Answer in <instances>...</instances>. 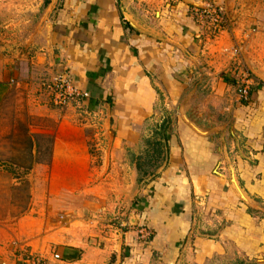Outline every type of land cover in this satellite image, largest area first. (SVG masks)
Instances as JSON below:
<instances>
[{
  "label": "crops",
  "instance_id": "1",
  "mask_svg": "<svg viewBox=\"0 0 264 264\" xmlns=\"http://www.w3.org/2000/svg\"><path fill=\"white\" fill-rule=\"evenodd\" d=\"M58 1L61 4V0ZM58 1L46 2L61 19L57 11ZM221 1H224L229 31H223L216 39L209 40L212 44H208V50L206 44L201 50L194 39L200 35L199 27L187 11L190 4L199 3L200 0L177 2L168 16L162 15L159 19L148 17L149 11L143 8L142 0H65L64 7L69 9V13L62 14V17L67 15L70 22L64 21L65 26L71 32L79 31L81 36L76 39L72 35L62 38L65 42L60 40L59 58L65 59L64 66L73 74V86L77 84L76 87L87 90L94 104L103 105L111 100L110 90L105 83L110 74H114L113 89L117 94L115 112L123 117L119 121L140 122L148 109L152 110V105L154 112L157 92L155 88L152 91L145 82L139 59L144 67L149 64L151 68L157 64L162 68L164 65L155 58L163 57L169 62L170 70L175 69V64L180 60L184 64L197 62L196 66H199L201 55L211 54L216 61L221 58L219 54L224 49L235 47L240 42H246L248 47L253 38L248 41L246 38H250L252 33L249 32L253 31H244L243 35L244 27L259 23L258 31L263 28V1L245 2L244 5L232 2L231 6L227 0ZM149 4H152V0ZM150 9L152 11V7ZM123 20L128 23L127 27H123ZM158 20L162 24L160 27ZM62 27L59 26L57 32ZM259 33L263 34L261 39H264V32ZM159 36L163 41L171 39V43L178 45L177 50H173V44L166 43V54L153 50V43L157 42ZM70 45L77 46L74 48ZM207 56L204 58L211 57ZM263 60L260 54H251L248 60V65L262 80L254 87L248 104H242L227 86L229 83L221 74L223 69H209L199 78L193 74L198 76L204 68H190L185 74L186 82L195 83L193 88L208 85L206 100L209 102L206 106H214L215 114L211 116L209 111L200 112L198 115L202 118L195 123H185L186 128L177 130V137L167 133L162 170L159 175L149 179L138 199V224L146 227L123 231L118 235L120 242L124 240L128 244L123 258L110 260V239L105 236H102L103 247L98 242H89L88 237L93 238L90 234H99L94 223L86 233L87 238L78 234L73 236L76 233L72 224L67 226L66 217L47 221L39 215L22 216L10 225L9 242L27 241L31 251H34L33 244H39V250L44 245L54 247L61 264H179L181 251L187 256L183 264H232L238 259H260L258 256H264V70L260 67ZM0 64V82H4L9 74L4 70L6 62L0 60ZM21 70L23 85L29 81V76L24 77L28 69ZM131 73L138 77V80L134 79L138 84L132 78L129 80ZM166 73L169 76L173 74L168 69ZM117 74H121L118 82L115 80ZM168 80L169 83H178L172 77ZM206 120H211L213 128L205 126ZM126 135L133 136L128 132ZM79 143L71 141L62 148L54 146L51 168L53 175L60 178V188L77 191L79 185H87L104 169L107 171L105 179L114 181L117 178L119 183H124L119 195L109 192L110 207L136 194V168L125 162L124 147H99L103 161L95 165L94 156ZM230 157L238 159L236 175L229 172L224 177L216 174L215 166ZM120 172L125 177L120 178ZM89 174L90 177L87 176ZM149 189L152 195H149ZM249 208L254 210L250 212ZM144 229L150 233L147 236L149 240L139 234ZM36 235L37 241L33 240ZM0 264L14 262H9L7 257L1 258Z\"/></svg>",
  "mask_w": 264,
  "mask_h": 264
},
{
  "label": "rangeland",
  "instance_id": "2",
  "mask_svg": "<svg viewBox=\"0 0 264 264\" xmlns=\"http://www.w3.org/2000/svg\"><path fill=\"white\" fill-rule=\"evenodd\" d=\"M46 1L0 0V60L6 62L4 70L6 69L9 74L4 82H0V238H2L0 240V249H2L0 250V259L8 257V261H13L14 264H61L55 258L56 249L54 247L44 245L45 247L42 246L44 248L39 250V244H33L34 251H31L27 241L11 240L9 242L10 225L20 217L29 214L39 215L46 218L47 221H51L55 217L59 219L66 217L67 226L72 224V229L76 233L73 236L78 234L83 238L88 237L86 233H89L90 227L94 223L99 234H90L93 238L88 237L89 242H98L100 247H103L102 236H105L110 239V260L118 257L123 258L128 244H125L124 240L120 242L118 235L123 231H136L137 228L146 227L138 224L140 223L138 218L140 208L138 209L137 205L149 179L161 172V164L165 161L160 156L157 162H153L151 157L154 150L153 139L161 141L162 152L167 144V141L165 143L163 139H159L158 135V133L161 134L163 121L168 120L167 133L177 137V130L182 127L186 128L185 123L188 124V121L195 123L198 118H202L198 115L200 112L209 111L211 116L215 114L214 106H206L209 102L206 100L208 85H201L198 89L193 88L195 83L186 82L185 74L189 72L190 68L195 70L204 68L198 76L193 74L199 78L209 72V69H223L221 74L229 83L227 86H230L233 94L242 104H248L252 99L253 90L250 89L247 101L241 100L237 90L236 77L248 71L254 87H257L262 81L252 70L253 68L248 65V60L251 59V54L253 56L260 54L264 57V39H261L263 34L259 33L264 32V24L259 31V23L244 27L243 35L250 30L253 31L249 32L252 33L250 38H246V41L253 38V41H249L248 47L246 42H240L235 47L222 50V53L219 54L221 58L216 61L211 54L201 55V58L198 59L200 60L198 61L199 66H196L197 62L184 64L180 60V63L175 64V69L170 70L169 62L163 57L155 58L157 62L164 65L162 68L158 64L151 68L148 67L149 64L144 67V63L139 59L145 82L152 91L155 88L157 100L154 112L152 105V110L148 109L142 116V121L124 123L123 120L119 121V119H123L119 112H115L114 105L117 94L113 89L115 86L114 74L106 77L105 84L110 90L111 100L105 101L103 105L91 102L87 90L83 91L76 87L77 84L73 86V74L69 68L64 66L65 59L59 58L61 52L59 43L60 40L65 42L62 38L67 35H72V38L75 39L81 35L79 31L71 32L65 26L66 22L64 21L70 23L67 15L62 17V14L69 13V9L64 7L65 0H61V4L57 0L59 3L57 11L60 12L61 19H59V14L54 13L56 10L50 6L51 0H48V2L50 1L49 5ZM180 1L182 0H152V4H149L150 0H142L141 3L143 8L149 11L148 17L159 19L162 15L168 16V12ZM257 1L264 2V0H227V3L229 2L230 5L232 2H239L244 5L245 2ZM223 2L221 0H200L199 3H192L188 6L187 11L190 17L199 27L200 35L195 36L194 39L200 49L206 44V50H208V44H212L209 40L216 39L223 31H229ZM150 7H152L153 13ZM213 7L220 9L224 17L223 23L217 22L215 15L208 11ZM56 19L62 22L59 24ZM146 20L149 21V19ZM161 25L158 20V27ZM59 26L63 27L59 29L60 32H57ZM165 43L173 44V50H177L176 43H171V39L163 41L160 36L157 42L153 43V50L166 54ZM70 46L76 48L77 45ZM246 47L247 49H245ZM137 55L135 52V56ZM207 55L211 57L204 58L208 57ZM179 58L182 59V56L179 55ZM260 67L264 70V63ZM21 69H28L24 77H27V74L29 76V81L23 85L24 78L21 77L23 76L20 73ZM167 69L173 74L169 76L166 73ZM0 70L2 71V69ZM15 75L16 78H14ZM120 76L121 74L115 75V80ZM129 77V80L138 78L132 73ZM170 77L177 79L178 83H174L175 85L169 83ZM137 80H134L135 84H138ZM63 83L64 88L68 84V88L70 90H73V87L76 88L77 93L74 98L60 103L56 89ZM125 83L127 84V82ZM123 87L127 89V87ZM205 126L213 128L214 124L211 120H206ZM127 132L132 133L133 136H124ZM31 137L39 146L36 153L38 161L33 163L31 169H27L29 157H27L26 140ZM71 141L75 143L80 141L79 144L85 146L87 152L92 157L94 156L95 165L101 164L103 161L102 152L98 150L99 147H124L125 162L129 163L132 168H136V163L140 164V171L135 169L136 194L132 195L130 199H126L125 202H115L114 206L110 207L109 192L119 195L124 189V183H119L117 178L114 181L105 179L107 171L104 169L98 172V179L94 177L89 183L87 182V185H79L77 191L70 192L60 188V178L53 175L51 168L53 149L55 145L57 148H62L66 146V142L70 144ZM233 153L235 152L231 154ZM234 157L220 161L225 169V176L227 172L236 175L235 165H237L238 159ZM88 172L87 170L86 174ZM126 174L129 172L126 171ZM80 175L83 176L81 172ZM87 176L90 177V174ZM122 176L124 174L120 172L119 177ZM124 192L127 194V191ZM151 193V189H149V195H152ZM248 210L252 212L254 209L249 208ZM59 221L62 223V220ZM139 234H142L145 239L150 235L145 229ZM36 238L37 235L33 240ZM147 240L149 239L147 238ZM258 257L260 259H238L232 264H264V261L261 260V258L264 260V256ZM186 258V253L181 251L179 264H183Z\"/></svg>",
  "mask_w": 264,
  "mask_h": 264
},
{
  "label": "built area",
  "instance_id": "3",
  "mask_svg": "<svg viewBox=\"0 0 264 264\" xmlns=\"http://www.w3.org/2000/svg\"><path fill=\"white\" fill-rule=\"evenodd\" d=\"M208 11H210L211 14L215 15V19L217 22H219V23L224 22V17L222 16L219 8L216 9L213 7L212 9H208ZM63 81H64V78H63ZM236 83L238 84L237 90L239 92V96H240L241 100L247 101L249 98L250 89L253 86V84H252L253 80H252L250 73L248 71H246L245 73H241L240 75H238V77H236ZM55 86H57V85L55 84ZM56 90L58 93L57 97H58L59 101H61L60 103H65L67 99L74 98V96L77 93L76 88L73 87L74 91L70 90L68 88V84H66V87L64 88V83L60 87H58ZM224 170L225 169L222 166V162H219L214 168V172L220 176H223V177L225 175ZM55 258L59 259V255L55 254Z\"/></svg>",
  "mask_w": 264,
  "mask_h": 264
},
{
  "label": "trees",
  "instance_id": "4",
  "mask_svg": "<svg viewBox=\"0 0 264 264\" xmlns=\"http://www.w3.org/2000/svg\"><path fill=\"white\" fill-rule=\"evenodd\" d=\"M120 18H122V15H120ZM124 21V20H123ZM128 26V23H126L125 21L123 22V27H127ZM252 90L254 89V86L251 88ZM168 120H165L163 121L162 125H161V134L158 133V135L160 136L159 139H163L164 142L166 143L167 141V130H168ZM161 141L160 140H156V139H153V146H154V150H153V155L151 156L153 158V162H157V160L160 159V156H163L162 155V150L160 148L161 146ZM26 147L28 149V154H27V157H29V163L28 165L26 166L27 169H31L33 163L37 162V158H36V153H37V150H38V143H36L32 137L31 138H28L26 140ZM136 169L137 171H140V164L136 163Z\"/></svg>",
  "mask_w": 264,
  "mask_h": 264
}]
</instances>
